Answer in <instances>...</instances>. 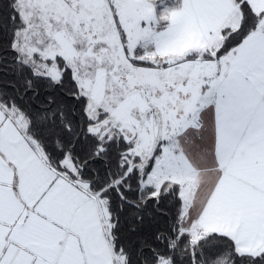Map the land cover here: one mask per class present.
Here are the masks:
<instances>
[{
  "label": "crops",
  "instance_id": "0c3cea01",
  "mask_svg": "<svg viewBox=\"0 0 264 264\" xmlns=\"http://www.w3.org/2000/svg\"><path fill=\"white\" fill-rule=\"evenodd\" d=\"M238 19L234 0H180L152 48L166 60L208 58L216 69L187 112L192 122L172 133L180 229L226 237L254 260L264 255V31L257 26L226 58L209 54ZM24 124L0 108V264H116L96 203L46 165Z\"/></svg>",
  "mask_w": 264,
  "mask_h": 264
},
{
  "label": "trees",
  "instance_id": "16d2710c",
  "mask_svg": "<svg viewBox=\"0 0 264 264\" xmlns=\"http://www.w3.org/2000/svg\"><path fill=\"white\" fill-rule=\"evenodd\" d=\"M234 1L239 19L235 27L230 22L220 29L223 43L218 58L228 55L258 26V16L246 3ZM14 2L0 0V108L23 117L25 138L56 175L84 186L96 203L115 260L122 256V264H158L162 259L170 264H208L207 258L250 263L252 259L239 255L226 237L207 234L194 243L180 229L178 188L164 182L157 192L144 185L159 147L153 159L131 156L129 144L114 131L111 115L98 110L99 117L93 118L91 101L81 94L69 67L60 64V78L54 81L20 59L13 48L20 26ZM66 161L72 162L74 171Z\"/></svg>",
  "mask_w": 264,
  "mask_h": 264
},
{
  "label": "rangeland",
  "instance_id": "374dc122",
  "mask_svg": "<svg viewBox=\"0 0 264 264\" xmlns=\"http://www.w3.org/2000/svg\"><path fill=\"white\" fill-rule=\"evenodd\" d=\"M14 1L20 26L13 48L20 59L54 81L60 78V64L69 67L81 94L91 101L93 118L99 117L98 110L111 115L116 122L114 131L129 144L131 156L150 154L159 116L160 149L144 185L158 192L164 182L172 186L178 180L183 184L168 165L172 133L192 122L194 116L187 112L197 106L203 84L204 89L211 90L216 69L208 58L204 63L196 62L203 59L195 55L178 60L155 56L152 35L162 30L170 8L178 7L180 0H162L163 4L158 0ZM243 1L258 16L259 29L264 31V0ZM220 38L218 35L212 40L210 59L217 57L222 48ZM189 62L195 65L187 66ZM200 78L207 82L201 84ZM66 162L74 171L72 162ZM202 238L206 239L207 234H198L192 240ZM251 259L250 263L240 264H264V255ZM205 260L208 264H227L226 260ZM122 263L123 257H117L116 264ZM158 264L170 263L162 259Z\"/></svg>",
  "mask_w": 264,
  "mask_h": 264
},
{
  "label": "water",
  "instance_id": "95a60500",
  "mask_svg": "<svg viewBox=\"0 0 264 264\" xmlns=\"http://www.w3.org/2000/svg\"><path fill=\"white\" fill-rule=\"evenodd\" d=\"M112 119H113V118H112ZM113 122H115L114 119H113ZM158 122H159V123H158V130H157V133H156V137H155V139H154L153 146H152V149H151L150 154H149L148 157H147V160H149V159H153V157H154V155H155V153H156V151H157V149H158V147H159V145H160L161 134H162V125H161V120H160V117H159V116H158ZM83 165H84V164H82V166H80V168H82ZM77 166H78V163H77ZM110 179H111V182L113 183L112 185L115 187V183L113 182V180H112L111 177H110ZM117 193H118L119 196H121V197H120L121 200H123V201L129 203V202L124 198L125 196H123L119 190H117ZM170 241H172L171 238H170ZM194 243H195V242H194Z\"/></svg>",
  "mask_w": 264,
  "mask_h": 264
}]
</instances>
